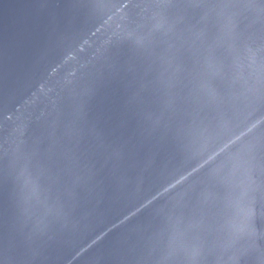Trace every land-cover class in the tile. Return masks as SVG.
<instances>
[{
	"label": "water",
	"instance_id": "obj_1",
	"mask_svg": "<svg viewBox=\"0 0 264 264\" xmlns=\"http://www.w3.org/2000/svg\"><path fill=\"white\" fill-rule=\"evenodd\" d=\"M0 264H264V0H0Z\"/></svg>",
	"mask_w": 264,
	"mask_h": 264
}]
</instances>
